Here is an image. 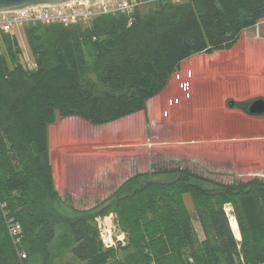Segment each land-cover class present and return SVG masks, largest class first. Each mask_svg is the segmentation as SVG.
I'll list each match as a JSON object with an SVG mask.
<instances>
[{
	"label": "trees",
	"instance_id": "1",
	"mask_svg": "<svg viewBox=\"0 0 264 264\" xmlns=\"http://www.w3.org/2000/svg\"><path fill=\"white\" fill-rule=\"evenodd\" d=\"M140 1L130 26L116 13L23 27L32 65L15 34L0 33V264H264L263 178L226 184L179 167L141 172L87 209L55 189L48 132L58 119L97 126L143 111L184 61L233 49L264 19V0ZM229 104L249 115L250 100ZM110 213L125 242L107 248L96 218Z\"/></svg>",
	"mask_w": 264,
	"mask_h": 264
},
{
	"label": "rangeland",
	"instance_id": "2",
	"mask_svg": "<svg viewBox=\"0 0 264 264\" xmlns=\"http://www.w3.org/2000/svg\"><path fill=\"white\" fill-rule=\"evenodd\" d=\"M13 34L22 49V61L32 65L22 29H17ZM258 35L264 39V19L259 21L256 27L245 30L242 39L250 40ZM262 44L251 45L249 53L251 63L258 62L257 58L260 55L264 59V43ZM199 56L209 58L204 54ZM194 61L198 66L197 59ZM239 68V62L235 65L233 62L226 65L225 72L233 77L232 89L243 86V83L237 82L238 75L232 72ZM203 82L196 83L200 91L190 94L189 98H185L184 92L178 94L181 99L179 106L174 105L170 108L173 117L171 120L164 119L163 134L158 139L149 135L147 139L142 135L144 123L140 119L141 114L97 126L78 117L58 119L49 127L48 144L53 147L51 166L55 174L53 179L59 185L60 196L66 197L68 199L66 201L76 208H91L136 173L176 167L189 169L210 180L226 184L254 177L264 179V175L259 176L255 173L252 162L243 159L256 155V146L248 145L250 142L245 146H239V142L234 140L236 138H232L251 137L244 135V131L247 128L254 131L257 125L256 120L250 121L249 118L246 120L240 117L238 115L240 112L229 104L235 103L243 94L235 91L234 95L220 103V107L209 106L207 109L204 105L216 101L213 96L217 95L222 85L217 81ZM178 86L179 84L175 83L174 88L179 92ZM250 88L253 91L256 89L254 83ZM255 96L257 94L249 95V98ZM156 123H159L158 120ZM256 130L257 134H264V127L259 126ZM199 132L205 136L197 135ZM55 159L60 160L62 164L55 162ZM70 193L74 195L73 200ZM185 202L193 215L189 197H185ZM227 214L229 218L234 219L229 208ZM114 219L113 213L96 218L100 236L107 248L117 247L125 242V235L119 231ZM193 224L197 233L201 235L194 215ZM236 228H232L234 232L237 231Z\"/></svg>",
	"mask_w": 264,
	"mask_h": 264
},
{
	"label": "crops",
	"instance_id": "3",
	"mask_svg": "<svg viewBox=\"0 0 264 264\" xmlns=\"http://www.w3.org/2000/svg\"><path fill=\"white\" fill-rule=\"evenodd\" d=\"M244 33H245V30L241 33V37H240L241 40L239 39L238 43L234 46V48L229 51L217 52V53L212 54L211 56L207 55V57L209 58H204L203 56H199L201 55L199 54V55H195L187 59L186 61H184L181 65L180 70L177 71L171 77L167 86L158 95H156L155 97L147 101L145 110L139 111L137 113H134L124 118H128V117L130 118L136 114H141L140 119L142 123H144V126H142L143 128L142 135H144V137H147V139H148V135L151 138L158 139L161 136V134H163L164 119L171 120V118L173 117V114L170 108H172V106L174 105L179 106L178 104L181 99L178 97V94L180 92H184L185 98H189L190 94H194V92L200 91V89L196 87V83L201 82L203 84L204 80L211 81L212 83H215L217 81L218 84L222 85V88H220L219 92H217V95L213 96V98H215L216 101L214 103H207V105H204L206 106L207 109H209V106L220 107L219 106L220 103H222V101L223 102L226 101L229 96L234 95L235 91H239L243 94V97L240 99H237L236 102L249 101L256 97L264 100V59L260 55L259 58H257L258 62L251 63L249 60L250 48H252L251 45L259 44L258 46H262L263 45L262 43H264V39L261 38L260 35H258L257 37L252 38L250 40L249 39L243 40L242 35ZM194 59H197L198 66L196 62L194 61ZM230 62H233L234 65L237 62H239V66H240L239 70L235 69V71H232L236 73V75H238V79H237L238 84L243 83L242 87H236L237 90L231 88L233 77L225 72L226 65ZM175 83L176 85L179 84L178 86L179 92L177 91V88H174ZM253 83H254V86L256 87L254 91L250 88V86L253 85ZM172 91H174L175 93H171ZM166 92L168 93L166 94ZM255 94H257V96L253 98H249V95H255ZM152 106H153V110H152ZM180 114H181V111H180ZM211 115L215 116L214 114H211ZM238 115H240V117L241 116L244 117L246 120H248V118L250 119V121L256 120L257 125L255 126V130H254L255 132L248 128L246 129L247 131L245 130L246 132L244 131L245 133L244 135L246 136L249 135L251 137L246 138V139L242 137L239 138V136L232 137V138H236L234 140H237V142H239L238 143L239 146H245V144L249 142L250 144L248 145L256 146L257 154L250 155L248 157H243V159H245L247 162H252V165H254L253 167L255 168V173L259 176H262L264 175V134L263 135L257 134L256 129L259 126L264 127V114L249 116V115H246L240 112V114ZM148 118H149V121H148ZM120 120L114 121V123ZM157 120L159 122L158 124L156 123ZM197 135L205 136L202 133L200 134V132ZM48 147H49V161H50V164L52 165L51 160H52L53 155L51 151H53V147L50 146V143L48 144ZM55 157H56V151H55ZM55 162H59V164H62L60 160L56 161L55 159ZM52 171H53V168H52ZM97 174L98 172L96 173V175ZM53 176H55L54 172H53ZM259 178H262V177H259ZM54 185H55V189L58 191L60 195V191L58 189L59 185L55 183V180H54ZM69 195L71 196V199L73 200L72 196L74 195L71 193ZM108 196H106L105 198H107ZM104 199H101L99 202H101ZM227 208L230 209L231 216L233 217L232 208L229 205H226L224 207L226 214H227ZM231 219L232 218H229L228 216L230 229L233 235L238 239L239 238L238 226L236 228L238 230V236H236L234 233H237V231L236 232L233 231L231 224H230ZM199 228H200L199 231L201 235L197 233L196 227H195V230H196V233L199 239H202L203 234H202L200 225H199Z\"/></svg>",
	"mask_w": 264,
	"mask_h": 264
},
{
	"label": "built area",
	"instance_id": "4",
	"mask_svg": "<svg viewBox=\"0 0 264 264\" xmlns=\"http://www.w3.org/2000/svg\"><path fill=\"white\" fill-rule=\"evenodd\" d=\"M140 2V0H80L54 6L29 7L1 12L0 33L13 34L17 29L36 24L63 26L87 24L97 16L116 13L126 15L127 26H130L133 9ZM7 226L14 245H17L20 240L18 236L20 226L13 219L8 220ZM19 255L25 258L23 252Z\"/></svg>",
	"mask_w": 264,
	"mask_h": 264
},
{
	"label": "water",
	"instance_id": "5",
	"mask_svg": "<svg viewBox=\"0 0 264 264\" xmlns=\"http://www.w3.org/2000/svg\"><path fill=\"white\" fill-rule=\"evenodd\" d=\"M71 1L80 0H0V13L29 7L60 5ZM248 113L250 115L264 114V100L258 99L251 102L248 107Z\"/></svg>",
	"mask_w": 264,
	"mask_h": 264
},
{
	"label": "bare ground",
	"instance_id": "6",
	"mask_svg": "<svg viewBox=\"0 0 264 264\" xmlns=\"http://www.w3.org/2000/svg\"><path fill=\"white\" fill-rule=\"evenodd\" d=\"M229 220H230V219H229ZM230 224H231V227H232V228H236V227H237V224H236V222H235L234 219H231Z\"/></svg>",
	"mask_w": 264,
	"mask_h": 264
},
{
	"label": "flooded vegetation",
	"instance_id": "7",
	"mask_svg": "<svg viewBox=\"0 0 264 264\" xmlns=\"http://www.w3.org/2000/svg\"><path fill=\"white\" fill-rule=\"evenodd\" d=\"M258 99H261V98L256 97V98H253V99L250 100V101L253 102V101L258 100Z\"/></svg>",
	"mask_w": 264,
	"mask_h": 264
}]
</instances>
